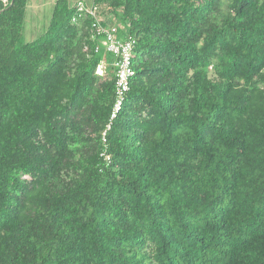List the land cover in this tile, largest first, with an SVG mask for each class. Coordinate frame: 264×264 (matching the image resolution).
<instances>
[{
    "label": "trees",
    "instance_id": "trees-1",
    "mask_svg": "<svg viewBox=\"0 0 264 264\" xmlns=\"http://www.w3.org/2000/svg\"><path fill=\"white\" fill-rule=\"evenodd\" d=\"M78 4L0 0V264H264V0Z\"/></svg>",
    "mask_w": 264,
    "mask_h": 264
},
{
    "label": "built area",
    "instance_id": "built-area-1",
    "mask_svg": "<svg viewBox=\"0 0 264 264\" xmlns=\"http://www.w3.org/2000/svg\"><path fill=\"white\" fill-rule=\"evenodd\" d=\"M79 11H87L94 17L95 9L91 6L87 7L81 3L78 4ZM95 18V17H94ZM106 22V21H105ZM96 36L99 37V43L103 46L106 52L111 53L116 59L114 67L115 73V103L111 119L115 117V114L120 110L125 98V94L129 90V80L133 76L134 71L132 69V50L134 48L133 40L122 41L116 36V29L114 27L101 26L96 21ZM96 50H98L96 48ZM97 73L101 75V71Z\"/></svg>",
    "mask_w": 264,
    "mask_h": 264
},
{
    "label": "crops",
    "instance_id": "crops-1",
    "mask_svg": "<svg viewBox=\"0 0 264 264\" xmlns=\"http://www.w3.org/2000/svg\"><path fill=\"white\" fill-rule=\"evenodd\" d=\"M55 1L56 0H27L26 16H25V24H24V34H26L28 38V40H25L26 42L33 41L37 38L38 35H36V37H32L31 32L33 29L38 28L40 21H43V14L49 12L52 13ZM68 2L72 5L76 3H81L85 6H90L93 0H68Z\"/></svg>",
    "mask_w": 264,
    "mask_h": 264
},
{
    "label": "rangeland",
    "instance_id": "rangeland-1",
    "mask_svg": "<svg viewBox=\"0 0 264 264\" xmlns=\"http://www.w3.org/2000/svg\"><path fill=\"white\" fill-rule=\"evenodd\" d=\"M50 14H51L50 12L43 14V21H40L38 28L37 29H33L32 32H31L32 33L31 34L32 37H36V35L40 36L42 33H44V31L46 30L45 27H47L46 25H48L47 22L50 19ZM28 20H29V18H28ZM23 38H24V40H28L26 34L23 35Z\"/></svg>",
    "mask_w": 264,
    "mask_h": 264
}]
</instances>
